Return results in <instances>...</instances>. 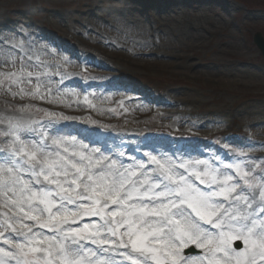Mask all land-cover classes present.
Returning <instances> with one entry per match:
<instances>
[{"label":"rangeland","instance_id":"rangeland-1","mask_svg":"<svg viewBox=\"0 0 264 264\" xmlns=\"http://www.w3.org/2000/svg\"><path fill=\"white\" fill-rule=\"evenodd\" d=\"M4 24L13 27L10 48L32 51L31 40L45 33L83 58L59 67L28 55L35 63L24 64L45 74L52 94L10 97L7 85L0 86L2 147L9 118L46 122L37 110L46 109L68 118L55 123L71 121L72 129L108 147L143 138L145 153L167 144L186 155L182 160L264 164V59L253 42L255 33L264 35V0H0V29ZM159 51L163 61H156ZM12 70V62L0 65ZM75 83L80 87L62 103ZM125 83L143 95L106 91Z\"/></svg>","mask_w":264,"mask_h":264},{"label":"snow or ice","instance_id":"snow-or-ice-1","mask_svg":"<svg viewBox=\"0 0 264 264\" xmlns=\"http://www.w3.org/2000/svg\"><path fill=\"white\" fill-rule=\"evenodd\" d=\"M12 67L0 71L12 96L52 94L23 58ZM37 110L46 122L9 118L3 129L0 264H264V164L157 148L127 162L57 135L68 118Z\"/></svg>","mask_w":264,"mask_h":264},{"label":"bare ground","instance_id":"bare-ground-1","mask_svg":"<svg viewBox=\"0 0 264 264\" xmlns=\"http://www.w3.org/2000/svg\"><path fill=\"white\" fill-rule=\"evenodd\" d=\"M225 6L220 5V8H224ZM32 26H30L31 28ZM13 30L12 25H2V28L0 29V65L2 62H13L15 60L16 62H21V58H23V62L31 63L34 64L35 62H42L49 64H55V66H69L74 60H79L83 58V55L81 53H78L76 55L75 53H71L70 47L63 45L60 41L51 39L49 35L43 33V34H38L37 37L38 39H33L31 41L32 45V51H25V50H19L18 48H10V46L7 44L8 41L14 40L15 37H12V34L10 33ZM154 31L151 32V36L154 37ZM35 32L30 33V37L34 36ZM121 45L120 43H118ZM143 44V42H142ZM157 49L159 48L158 44L152 43ZM145 45V44H143ZM136 50L135 52H137ZM163 52L159 51L157 55L156 61H163L164 59H160V55ZM28 55L31 57L35 58V62L32 60L28 59ZM144 54L143 53H137L135 56H137L140 60H144ZM133 56V55H132ZM67 57V59H65ZM83 61L85 63H90L86 60V56L84 57ZM135 63L138 62V60H134ZM42 66V65H41ZM102 67L106 68V65L102 64ZM189 66H192L189 64ZM87 71L89 68L86 69ZM73 87H69L68 93H63L65 98L61 101L62 103L69 100V97H71V94L73 95L74 90L78 89V84H73L71 85ZM14 91V90H13ZM108 93L113 94L115 96L122 97V93H126L129 91L130 93H134L135 95H129L128 99H137L143 95V90L132 86L131 83H125L123 85L119 86H111L107 87L106 90ZM9 93V92H8ZM10 97L12 96L11 93H9ZM100 96L102 98L101 101L106 102L108 99L106 96L100 93ZM147 95H145V99ZM125 97V96H124ZM10 99V98H7ZM156 106H159L162 104L161 100H155L154 101ZM56 127L60 128L61 131L57 133V135L60 136H65V137H71L75 136L77 141H83V138L81 137L84 132L82 129H72L73 123L71 121H65L63 123H55ZM79 139V140H78ZM139 141L137 142V145L134 144V142L129 141L128 144H123V146H114L110 148L111 151V156L115 157L117 155H120V159L127 161V162H133V157L136 158V160H142L144 159L143 150L149 149V142L145 141L143 138L138 139ZM0 147L2 145L0 144ZM137 147L139 150H137ZM164 149L159 150V152H166L168 156H172V153L174 151H171L168 145L163 146ZM195 152V149H193ZM176 157L180 158L182 160L183 157H186V155H183L181 153L178 154V151H175ZM128 154V155H126ZM190 160H193L194 157H189L187 156Z\"/></svg>","mask_w":264,"mask_h":264},{"label":"water","instance_id":"water-1","mask_svg":"<svg viewBox=\"0 0 264 264\" xmlns=\"http://www.w3.org/2000/svg\"><path fill=\"white\" fill-rule=\"evenodd\" d=\"M255 43L259 46L264 54V38L261 33H257L254 38Z\"/></svg>","mask_w":264,"mask_h":264}]
</instances>
